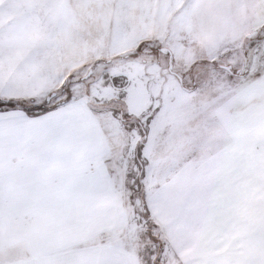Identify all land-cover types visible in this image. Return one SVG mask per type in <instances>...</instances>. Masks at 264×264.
<instances>
[{"label": "snow or ice", "instance_id": "6c2138e0", "mask_svg": "<svg viewBox=\"0 0 264 264\" xmlns=\"http://www.w3.org/2000/svg\"><path fill=\"white\" fill-rule=\"evenodd\" d=\"M0 264H264V0H0Z\"/></svg>", "mask_w": 264, "mask_h": 264}, {"label": "rangeland", "instance_id": "374dc122", "mask_svg": "<svg viewBox=\"0 0 264 264\" xmlns=\"http://www.w3.org/2000/svg\"><path fill=\"white\" fill-rule=\"evenodd\" d=\"M192 26L196 31L190 39L195 43L191 47L200 52L206 44L218 34L228 30L236 18V14H229L221 9L194 8L192 12ZM199 99V98H198ZM191 118V114L185 110H177L173 114L169 132L175 131L182 123Z\"/></svg>", "mask_w": 264, "mask_h": 264}]
</instances>
